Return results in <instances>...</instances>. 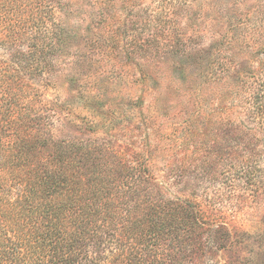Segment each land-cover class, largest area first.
<instances>
[{"label": "rangeland", "instance_id": "rangeland-1", "mask_svg": "<svg viewBox=\"0 0 264 264\" xmlns=\"http://www.w3.org/2000/svg\"><path fill=\"white\" fill-rule=\"evenodd\" d=\"M42 1L64 21L65 43L55 45L43 76H17L24 95L14 102L16 114L27 128H0V196L12 202L21 194L6 184L26 173L7 167L20 164V142L37 148L28 158L39 174L50 169L52 151L67 149L80 186L110 180L103 202L113 207L114 228L145 229L143 247L161 259L264 264V140L237 149L240 176L207 170V46L221 37L207 19V0L186 3L179 14L162 0ZM155 12L160 21L147 23ZM219 53L213 58L231 66L242 58L236 45ZM159 219L174 226L159 235L164 240L149 233ZM134 236L125 239L127 248L136 245Z\"/></svg>", "mask_w": 264, "mask_h": 264}, {"label": "trees", "instance_id": "trees-1", "mask_svg": "<svg viewBox=\"0 0 264 264\" xmlns=\"http://www.w3.org/2000/svg\"><path fill=\"white\" fill-rule=\"evenodd\" d=\"M192 1L162 0L161 7L169 5V13L179 14ZM160 14L149 13L152 19L147 23H158ZM207 19L221 33L220 38L211 37L207 46V84L212 85L207 98V170L221 171L228 179L230 174L240 176L242 169L234 162L240 145L254 149L264 140L259 136L264 135V0H207ZM63 23L52 5L42 0H0V50L9 52L8 57L0 55V95L6 101L0 99V128H27L16 114L17 100L24 95L23 80L17 76L22 73L31 79L49 70V54L56 53L55 45L65 43ZM181 42L178 38L171 47ZM223 45H236L242 52L239 62L231 66V61L226 65L213 58ZM15 62L21 65L16 67ZM20 145V164L7 167L26 173L8 178L6 184H17L21 194L12 202L0 196V264H174L172 258L163 260L158 252L157 256L143 247L144 236H149L145 229L132 224L119 232L114 228L118 225L113 207L103 202L110 189L106 176L80 186L81 181L72 176L76 160L67 159V149L50 151L45 167L50 169L39 174L28 158L37 148ZM253 157L248 156V163ZM255 167L258 171V164ZM251 173L247 169L245 174ZM2 187L0 183V193ZM158 221L149 228L153 239L174 227ZM130 234L136 235V245L127 248ZM164 239L162 235L160 240Z\"/></svg>", "mask_w": 264, "mask_h": 264}]
</instances>
